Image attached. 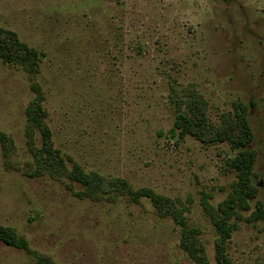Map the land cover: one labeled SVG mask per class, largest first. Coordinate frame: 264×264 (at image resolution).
<instances>
[{
    "label": "rangeland",
    "instance_id": "374dc122",
    "mask_svg": "<svg viewBox=\"0 0 264 264\" xmlns=\"http://www.w3.org/2000/svg\"><path fill=\"white\" fill-rule=\"evenodd\" d=\"M0 28L37 56V72L0 58V224L28 251L0 241V264H197L180 246V228L148 198L93 200L66 175L36 172L25 109L35 82L43 94L53 148L67 169L124 179L183 210L214 264V227L202 193L216 207L236 180L228 142L204 144L171 133L172 90L206 102L210 122L246 105L253 133L255 197L237 209L227 254L264 262V0H0ZM182 96V95H181Z\"/></svg>",
    "mask_w": 264,
    "mask_h": 264
},
{
    "label": "trees",
    "instance_id": "16d2710c",
    "mask_svg": "<svg viewBox=\"0 0 264 264\" xmlns=\"http://www.w3.org/2000/svg\"><path fill=\"white\" fill-rule=\"evenodd\" d=\"M0 58L7 63L21 66L30 76L37 72L39 58L36 52L21 42L13 31L3 28H0ZM31 87L35 96L25 109L28 133L32 137L36 129L41 136L40 147L32 145L37 163L35 173L47 171L58 176L66 175L71 181L80 183L84 188L82 194L93 200L101 199L103 195L113 197L116 194L134 202L142 197L148 198L160 216L170 217L179 226L180 246L184 252L197 264H211L198 238L199 229L189 224L183 210L178 208L171 198L148 188L133 189L121 178H106L95 172H84L78 164H73L71 169H67L58 150L52 146L51 131L44 120L46 112L41 104L43 100L41 89L35 82ZM172 91L171 103L175 109V116L170 130L173 136L176 134L178 138H182L187 135L204 144L226 141L237 150L235 156L228 160L230 168L236 174L229 195L216 207L208 202L210 194L202 193L200 202L217 234L214 242V264H242L228 256L226 246L235 228L232 217L238 215L237 209H248V201L255 197V188L251 182L254 152L248 147L253 139V133L247 121L246 105L237 103L232 116L223 115L218 124H213L206 114V102L196 90L190 87L183 89L182 96L177 91ZM0 142L4 149L10 148V139L2 132ZM250 216L253 219H264V208L261 203H257ZM0 241L28 251L26 240L18 236L12 227L0 224ZM35 264L52 263L48 257L35 254Z\"/></svg>",
    "mask_w": 264,
    "mask_h": 264
}]
</instances>
